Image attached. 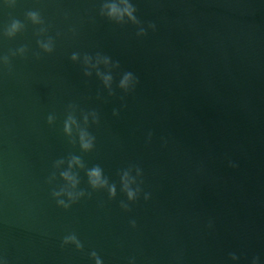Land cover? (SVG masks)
Masks as SVG:
<instances>
[{
  "label": "water",
  "instance_id": "1",
  "mask_svg": "<svg viewBox=\"0 0 264 264\" xmlns=\"http://www.w3.org/2000/svg\"><path fill=\"white\" fill-rule=\"evenodd\" d=\"M129 2L144 36L99 16L102 0H0V55L11 67L0 65V256L93 264L95 251L102 264H264V0ZM29 10L43 25L26 19ZM13 19L23 28L9 38ZM49 37L45 53L37 40ZM20 47L23 56L9 55ZM97 53L117 64L111 95L95 70L84 74L81 58ZM125 71L138 81L127 93L117 87ZM69 112L78 123L96 113L91 150L64 134ZM71 156L83 164L72 171L84 195L64 209L51 192L64 185ZM94 165L115 184L113 197L87 183ZM137 168L140 193L128 201L119 173ZM68 234L79 250L61 247Z\"/></svg>",
  "mask_w": 264,
  "mask_h": 264
},
{
  "label": "clouds",
  "instance_id": "2",
  "mask_svg": "<svg viewBox=\"0 0 264 264\" xmlns=\"http://www.w3.org/2000/svg\"><path fill=\"white\" fill-rule=\"evenodd\" d=\"M136 7L129 2V0H102V3L99 5L98 15L106 18L108 21L115 24H124L130 23L136 25L138 30L136 35L144 36L145 29L140 27V21L137 19ZM25 17L33 25H43V20L38 11L29 10L25 13ZM147 27L151 30H155V25L151 22L148 23ZM23 24L13 19L8 25L5 26L3 30V35L6 37H13L17 32L21 31ZM41 32H44L43 27L40 28ZM69 32L75 34L74 29L69 27ZM38 47L45 53H51L53 50L52 39L49 37L43 41L37 40ZM25 49L23 47L17 48L14 52L10 51L9 55L23 56ZM38 58V56H37ZM77 54L74 52L71 54L70 59L73 61L77 60ZM82 63L84 65V74L90 75V70H95L96 77L101 81L105 89H108L109 95L111 92V83L112 75L111 69L117 67L115 62L110 64L109 58L107 56H101L97 53L94 57L89 55H83ZM0 65H4L10 70V61L8 55H0ZM103 66L104 71H101ZM136 77L130 71H125L117 83V87L123 90L124 92L130 91L135 84L137 83ZM71 107V105L69 106ZM115 110H113V115H115ZM89 117L92 119V123H97V115L95 112H88L87 114L81 115V122H77L76 118L72 115L71 112L66 116L63 121V132L66 136L72 137L73 133L78 140L79 147L82 151H89L93 148L94 137L87 131V125ZM54 120L53 114L49 113L46 116V122L50 125ZM63 160H58L55 162L54 167H59L60 164H63ZM76 168H82L83 164L77 156H71L67 160V168L59 173L62 180L65 182L58 191L53 190L51 196L55 199V203L58 207L67 209L70 204L74 203L80 196L84 195L83 191H75L76 185L78 183V178L76 174L72 171L73 166ZM131 169L124 170L119 173V183L120 190L125 194L128 201H134L138 194L140 193V187L138 185L136 177L140 176V169H136V176L130 175ZM85 175L87 176V183L92 189H101L106 188L109 198L115 195V184H109L106 176L102 174V170L99 166H93L85 170ZM54 178V177H53ZM133 185H136L133 187ZM60 197H65L66 199H61ZM144 199H148V193L144 194ZM120 207L124 210H128V205L124 202H120ZM131 227H135V221H129ZM67 244H74L76 249L81 248L80 242L77 240L74 234H68L61 238V247ZM89 258L93 261V264H102V259L97 255L95 251L89 253ZM230 258L235 261L237 257L234 254H230ZM0 264H7V261L4 257L0 256ZM131 264V260H130ZM252 264H257V258H252Z\"/></svg>",
  "mask_w": 264,
  "mask_h": 264
}]
</instances>
